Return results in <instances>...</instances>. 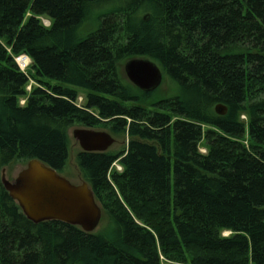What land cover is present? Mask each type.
I'll return each instance as SVG.
<instances>
[{
  "label": "trees",
  "instance_id": "obj_1",
  "mask_svg": "<svg viewBox=\"0 0 264 264\" xmlns=\"http://www.w3.org/2000/svg\"><path fill=\"white\" fill-rule=\"evenodd\" d=\"M134 59L177 96L125 79ZM76 126L128 136L77 155L98 234L33 223L2 183L16 161L61 174ZM0 264H264V0H0Z\"/></svg>",
  "mask_w": 264,
  "mask_h": 264
},
{
  "label": "water",
  "instance_id": "obj_2",
  "mask_svg": "<svg viewBox=\"0 0 264 264\" xmlns=\"http://www.w3.org/2000/svg\"><path fill=\"white\" fill-rule=\"evenodd\" d=\"M124 71L128 80L146 94L153 93L163 82L161 69L148 59L128 61ZM216 113L225 116L227 108L218 105ZM73 137L86 153H106L116 144L110 133L93 129H76ZM2 183L24 215L35 224L60 222L93 234L102 220V208L88 183L73 185L39 160L29 161L13 182L7 180L3 170Z\"/></svg>",
  "mask_w": 264,
  "mask_h": 264
},
{
  "label": "rangeland",
  "instance_id": "obj_3",
  "mask_svg": "<svg viewBox=\"0 0 264 264\" xmlns=\"http://www.w3.org/2000/svg\"><path fill=\"white\" fill-rule=\"evenodd\" d=\"M106 10H108V8L103 9L102 11L105 12ZM43 24L45 27L50 26V22L48 20H43ZM97 27H98V24H96V26H94V27H90L89 29L84 31L83 34L86 36L90 32L95 31L97 29ZM24 57H26V56H24ZM21 58H23V57L18 58L16 60V62L23 71H27L32 63L30 61V63L25 66V65L20 63ZM122 75H124L123 77H125V79H127L125 76V73H124V67H123ZM54 84H57V83H54ZM31 85H35V83L32 82ZM77 91L79 94V98H78L76 104L79 107H82V106H84L87 94L84 90H81V89H77ZM152 94H153V96L151 99H152V101L156 102V101H159L161 99L175 97V96H177L178 92L176 89L170 88L169 85L167 84V82L164 80L162 85L157 90H155ZM244 118L245 117H243L242 119L244 120ZM76 129H84V127H81V126L73 127L70 129V131L68 133V137L70 140L69 159H68V163L66 165L65 170L61 173V176L66 178L73 185L79 186L86 181L84 180V178L80 172V169L78 167V163H77V155H78V153L82 152V149L79 146L78 142L73 137V131ZM93 130L108 132L115 138L116 144L113 145L108 152L116 153V152H120V151L126 149L127 144H128V136L112 134L108 129H105V128L104 129L97 128V129H93ZM200 149H201L200 151L202 154L207 153V150L205 149L203 143H202ZM27 164H28V162L24 163V162L16 161V162H13L12 164H10L8 167H5L3 170H5V175H6L7 180L13 182L15 179H17L18 175L27 167ZM115 166H117L116 168L118 169L119 163L117 162L115 164ZM106 225H107V220H106V216L103 213L100 225L94 233L98 234V233L103 232L106 229ZM229 235H230V233H228V232L224 233V236H229ZM164 262H166V260H164Z\"/></svg>",
  "mask_w": 264,
  "mask_h": 264
},
{
  "label": "bare ground",
  "instance_id": "obj_4",
  "mask_svg": "<svg viewBox=\"0 0 264 264\" xmlns=\"http://www.w3.org/2000/svg\"><path fill=\"white\" fill-rule=\"evenodd\" d=\"M20 63L26 66L30 63V60L27 57H23L20 59Z\"/></svg>",
  "mask_w": 264,
  "mask_h": 264
},
{
  "label": "built area",
  "instance_id": "obj_5",
  "mask_svg": "<svg viewBox=\"0 0 264 264\" xmlns=\"http://www.w3.org/2000/svg\"><path fill=\"white\" fill-rule=\"evenodd\" d=\"M118 170H120V171H121V168H120V167H118Z\"/></svg>",
  "mask_w": 264,
  "mask_h": 264
}]
</instances>
